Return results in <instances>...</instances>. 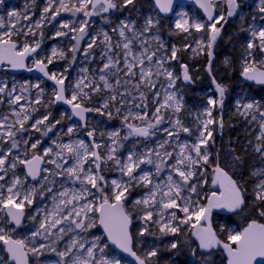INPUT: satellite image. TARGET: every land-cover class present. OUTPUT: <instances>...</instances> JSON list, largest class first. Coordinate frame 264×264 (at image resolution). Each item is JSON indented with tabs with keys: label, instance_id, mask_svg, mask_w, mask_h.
Returning a JSON list of instances; mask_svg holds the SVG:
<instances>
[{
	"label": "rangeland",
	"instance_id": "1",
	"mask_svg": "<svg viewBox=\"0 0 264 264\" xmlns=\"http://www.w3.org/2000/svg\"><path fill=\"white\" fill-rule=\"evenodd\" d=\"M240 4L245 5V8L241 11L237 9V13L240 16V22L247 24V39L244 41L240 52L243 54L240 68V76L242 75L245 59L248 55V51H251L253 58L259 62L264 58V53H262L259 48H254L252 50L247 49V43L253 40L251 37L252 30H259L261 26H264V15L259 11L260 7L264 6L260 3V0H237ZM119 2V0H115ZM215 6L218 9L219 14L224 15V21L228 18V6L225 0H214ZM61 3L67 5L69 10L61 9ZM81 0H3L0 3V17L3 18V27H0V35L5 32H11V42L16 44L17 52L22 51L25 44L30 47L35 46L36 43L40 44V47L33 54L32 58L28 61V68L35 69V60L43 59L47 63V58L51 57V50L56 48L59 52L65 53L64 59L59 58V56L53 58V63L48 65V69L51 72H56L57 75L63 74L65 78L64 84L66 86L67 95L74 90H76V84L83 81L81 85L83 91L88 93L90 96L89 100L85 101V105L92 108H100L101 111H92L91 116L88 120L87 127H83L81 124L74 122V118L71 113L56 108L53 103V93L55 88L49 83L37 79L32 76L27 75H15L11 73L10 67L0 68V86H4L5 90L0 93V158L6 157V162L2 166L6 171L0 172V176L4 179L0 180V196L7 197L9 193L7 188L13 185V181L17 178L20 180L19 184H16L13 188V193L19 192L20 197L26 193L31 192L33 188L36 189V194L33 196V202L29 205L27 202L24 203L23 211L26 214V220L23 225L17 229L11 224V220L6 213V208L0 205V227H3L8 234L14 239H25L26 243L31 246H39L41 242H45L46 245L55 247L57 251H65L69 245L72 244L74 240L80 241L85 245V249L91 247L93 243L97 244V248L94 249V255L96 260L103 258L108 261L119 260L121 264H132L131 261L122 257L116 253L110 246L108 240L106 239L104 233L101 231L99 226V213L98 212H88V217L96 220V226L90 228L87 232L75 228L71 220L63 219L67 214V211L73 207V205H68L67 208L63 207L61 212L55 210V214H60L56 220H62V223L57 224V229L54 234L49 224L54 222L51 220L53 211L49 212V215L44 212L47 207L51 208V204H59L60 198L56 196V200H53V195L59 192L70 190L71 192H80L81 185L79 181L73 183L71 179L68 178L67 174L55 175L58 171L62 170L56 169L55 165L52 163H47L49 160L56 159V153L60 152L61 157L68 158V163L64 165V168L72 166L75 161L69 156L66 150H62V145L64 144H75V142L83 140L86 144L91 146V142L94 139L96 143L101 145L98 149L101 156H104L107 150L112 146V132H119L120 142L123 147L117 152V155L121 160H125L129 153H136L137 155H142L149 151H159L163 154L166 149L168 152L173 154V159L167 161L168 165L175 163V159L179 153L180 146L187 144L189 149L191 146L198 143L199 133L203 129L202 121L208 119L207 112L211 109V118L215 121L214 112L216 106L210 105L208 101L210 99H215V96L219 95L216 87H212L204 94V100L194 101L191 105H186V98L183 95L184 87L189 82L183 79V68L175 65V59L171 58V52L173 48L177 49L173 44H169L161 35V26L163 25V19L157 8L152 4L147 6H138L135 11L130 13L129 6L122 7L110 16H105L103 11L96 13V18L89 22L90 16H85L83 11H76V8L80 6ZM92 3L88 5L87 11L92 12ZM50 7L51 10L45 13L44 9ZM56 9H60L59 15L56 16L55 20L51 17ZM15 12L18 15L13 17L10 13ZM234 14V15H235ZM233 15V16H234ZM152 17L159 20V24L152 28L150 31L142 32L145 26V21L147 18ZM187 19L189 21V32L185 33L181 29L176 28V23ZM87 21V26L85 27L84 34L78 31H73L72 29H78L83 21ZM121 22H134L135 30L137 32H142L140 35L134 36L131 31L126 30V36L128 40L131 41L130 48L132 55L128 56V60L136 64L132 69L135 73L134 76L126 75V64L125 55L126 51L123 48V44L126 42L124 37L119 35L118 29ZM166 22H171L174 29L179 33L184 42V52L189 53L191 59L208 57V49L204 47L201 51L197 47V42L201 39L204 40L205 45L207 44L208 31L207 22L201 14L195 9L190 7H179L175 11V16L171 20H166ZM200 22L205 24V29L203 31L197 32L195 28L191 27L192 24ZM221 21L220 23H222ZM248 22V23H247ZM37 23L40 27H36ZM67 23L68 28H62L61 25ZM219 24H217L218 26ZM114 29H117L114 31ZM57 31L65 32L66 35L57 37L55 33ZM42 33V35H41ZM104 33H107L109 41L105 42ZM83 38L80 40L79 50L75 53L71 51L73 47L76 46V39L74 37ZM217 40L216 42L218 41ZM4 39L9 40L8 36ZM95 40V44L91 49L88 48V44ZM215 42V43H216ZM111 44V48L108 44ZM256 44H259L258 39L255 40ZM189 46V47H186ZM215 45V44H214ZM214 45L211 51L213 52ZM87 50V55L85 51ZM145 50L150 54L155 52L156 55L153 57L152 61H148L146 58L142 57V53ZM179 49H177V55L179 54ZM73 55H75V60L73 61ZM176 55V56H177ZM108 56H112L114 60L118 59L119 63L115 67L109 69H104V64L107 63ZM133 56L144 58L143 67L151 69L152 76L150 77L154 87L150 86L145 80L141 79L140 70L141 65L133 60ZM166 57L163 68L158 69L156 64L157 58ZM259 71H264V65L257 63L256 65ZM166 68L172 72L173 77H178L174 81L173 86H169V78L163 73V69ZM158 71L160 74H158ZM189 75L191 77V71L188 69ZM105 75L108 82L113 85L112 88H106L104 82L100 80V76ZM243 76V75H242ZM119 80V84H117ZM191 82V80H190ZM244 82V81H243ZM39 84V88L35 85ZM90 84V87H84V85ZM243 85L250 86L246 82ZM99 87V91H93L94 88ZM15 91H12V89ZM141 93H143L144 99L141 98ZM154 93L156 95H154ZM240 97L234 103L235 113L238 117L242 119L245 125L244 132L247 133V144L252 147L250 150L257 156L258 163L255 169L264 167V160L261 159L260 154L254 151V147L259 141L257 137L260 136L261 131H264V101L251 96L248 89H240L238 92ZM175 99H179L182 105L179 112L174 110L173 106L175 100H168L167 105L160 109L159 115L163 116L162 122L157 126L156 129L150 130L154 131V135L146 141L140 140L139 138L133 136H128V128L124 122V116H128V123H132L136 126L144 127L147 125L148 121H154V114L156 108L160 107L161 104H165L167 96L173 95ZM115 95L116 100L112 101L111 97ZM19 97V100L15 98ZM39 100V103L36 101ZM108 101L109 108L104 109L103 104ZM247 103H254V108L250 110H245L243 105ZM147 105V108L144 105ZM52 107L58 109L57 113L52 110ZM116 108H120V113L117 114ZM107 111L112 112V118H109L106 114ZM147 112V119L141 120L136 119L137 115H143ZM48 116V120L40 125H36V120L43 119L44 116ZM27 117V119H25ZM59 120L60 123H56ZM176 120H179L181 125L190 129V132L185 133L176 126ZM21 122H23V128H21ZM55 125L48 131V127ZM73 126L74 132L71 135L66 134L67 128ZM39 128V131H37ZM95 128L94 137H89L87 132ZM167 129L176 135L169 137ZM209 130L213 132L212 140L209 142L208 151L210 152L209 161L207 164L196 165L193 167V171L196 172L189 181L187 186L183 185L180 181V177L177 173L172 172L173 179L180 181L182 184L181 197H191L193 201H199V205H207V196L210 195L207 191L208 186L212 184L214 179V163H212L213 154L211 146L215 145V123L209 125ZM14 133V135L9 138L8 132ZM47 132V135H45ZM103 133L104 135H101ZM127 137V139H124ZM15 141L17 147L12 148V143ZM167 141V143H165ZM214 141V143L212 142ZM36 143V148H32L31 145ZM165 143V149H161L159 145ZM51 149V152L47 156L44 155L45 151ZM204 146H201L203 151ZM188 149H186V152ZM42 156L46 160V168L49 170L47 173L43 171L42 176H48V180H40L39 182H34L27 177V172L25 169V164H21L22 160H30L33 155ZM193 157L195 153L192 152ZM153 159L156 157L153 155ZM61 162V161H57ZM16 163V167L11 168V164ZM92 165L91 159L87 162L84 167L87 170ZM141 168L145 171H150L154 175V182L159 181L164 183L167 179V175L171 171L169 167L159 175L155 176V168L153 165H141ZM254 169V170H255ZM253 170V171H254ZM139 172V170H137ZM100 174L104 176V180L107 182L104 185V194H111L110 182L112 180H127L126 176H123L120 171L109 161L106 165L101 166ZM257 180L260 179L254 176ZM55 180V183H51ZM71 182L73 185L68 187V183ZM42 185L45 187L42 188ZM195 185L197 188L196 193H190L189 188ZM52 187V192H47V187ZM92 194H86L85 199L73 202L75 207L79 208L88 203L93 202L96 206L101 203L102 193L98 192L97 189L92 188L90 185L87 186ZM69 188V189H68ZM62 190V191H61ZM142 194L139 196H134L138 192ZM43 192V195L41 193ZM149 193V188L143 185H137L130 189V194L128 199L125 201V208L132 216L133 221V231L132 236L134 240V247L136 252L141 258H145L146 254L151 250L157 251V256L151 257L149 264H173L172 259L161 260V252L164 250H174L170 247L171 243L175 242L174 237L180 232L185 234L190 233L193 236V230L197 226V222L193 217L187 224L180 223V220L185 218V214L180 211L179 207L173 209H162L159 204L154 207H148L143 204L133 206L132 201L137 199H143ZM94 194V195H93ZM209 197V196H208ZM70 198V196L68 197ZM67 199V198H66ZM157 200H160V196H157ZM167 198H165V201ZM18 198H14V203H19ZM111 202V201H110ZM177 204L182 205L183 199H177ZM11 206V205H9ZM146 211H152L153 217L152 221H145L141 219ZM191 211V209H190ZM172 212L176 213L178 219L172 221L173 225H178L180 231L175 235L168 234L163 235L159 231V225L155 223L157 220H161L162 223L168 222L170 219V214ZM161 213L163 218L161 219ZM83 215V213H82ZM75 219V217H73ZM41 223L47 226V231L40 227ZM195 224V227L192 225ZM207 226L206 224L204 225ZM147 227L148 232L144 235L139 233ZM59 228H64V233L58 231ZM14 229V230H13ZM54 229V228H53ZM190 230V231H189ZM39 231L40 235L33 237L32 233ZM241 232L237 227L229 229V234H236ZM81 233H84V237L81 238ZM182 236H185V234ZM224 230L221 229L218 234L222 235ZM219 235V236H220ZM100 249L103 251L101 252ZM44 254L37 257L32 253L28 254L30 264H71V260L76 255H81L87 258L86 251L81 252L79 246L72 249L71 255L66 257L65 260L56 255L54 252L43 250ZM0 258H3L11 264L9 256L6 253V248L2 241H0ZM195 260L192 259L191 262ZM189 264H197L190 263ZM95 264V262H93Z\"/></svg>",
	"mask_w": 264,
	"mask_h": 264
},
{
	"label": "snow or ice",
	"instance_id": "2",
	"mask_svg": "<svg viewBox=\"0 0 264 264\" xmlns=\"http://www.w3.org/2000/svg\"><path fill=\"white\" fill-rule=\"evenodd\" d=\"M3 0H0L2 3ZM196 2L200 5L204 12L207 14V31H208V39L207 44L203 39L197 42V47L200 48L201 51L204 50V47L208 49L207 55L209 56L208 61V71L211 73V57H212V46L215 44L217 37L220 35L221 28L217 27V24H220L221 21H224L223 14H217L215 17L213 15V10L215 8L214 0H196ZM228 6L227 15L229 17L233 16L239 7L237 0H225ZM92 3V0H81L80 6L76 8V11H83L85 16H91L94 13H97V5L99 6V11L109 12V10H119L122 7L132 6L133 9L136 7V0H119V2H115V0H96V5H93V11H87L88 5ZM260 3L264 5V0H260ZM155 6L159 9L161 13H170L173 11V4L174 0H154ZM61 9L69 10L67 5L61 3ZM51 10L50 7L45 8V13ZM259 11L264 13V6L260 7ZM60 9H56L53 12L51 17L52 20L56 19V16L59 15ZM11 16L15 17L18 14L15 12L10 13ZM226 22V21H225ZM159 24L158 19H154L149 17L145 21V26L142 29V32L150 31L152 28H155ZM87 26V21H83L81 26L78 29H72L73 31H78L81 34H84L85 27ZM0 27H3V18L0 17ZM36 27H40V24L37 23ZM62 28H68L69 25L64 23L61 25ZM191 27L195 28L197 32L203 31L205 29V24L196 22L191 25ZM222 27V25H221ZM176 28L181 29L183 32H189L190 26L189 21L187 19H183L182 21H178L176 23ZM117 29H114L116 31ZM126 30L131 31L134 36L142 34V32H137L135 30L134 22H121L118 32L121 37L125 38V43L123 44V48L126 51L125 55V64H126V75L134 76L135 73L132 69L136 66L135 63L130 62L128 60V56L132 55L130 44L131 41L128 40L126 36ZM67 33L57 31L55 35L57 37L66 35ZM251 37L253 40H250L247 43V49L252 50L254 48H259V50L264 53V26H261L259 30H252ZM11 32H5L3 35H0V64H3L7 61L8 65L12 69H21L27 67L25 64V60L30 53L36 52V50L40 47L39 43H36L35 46L30 47L28 44H25L22 51H15L16 44L11 42ZM42 35V33H41ZM8 36L9 40H5L4 37ZM83 38V35L80 37H74L76 39V46L71 49L73 53L79 50L80 40ZM258 39L259 44L255 43V40ZM104 40L105 42L109 41V37L107 33H104ZM95 44V40H92L91 43L88 44V48L91 49ZM3 45H7V47H3ZM108 47L111 48V44H108ZM186 47H189L186 45ZM52 54L51 57L47 58V63L43 59L35 60V67L44 74L49 80L55 82L58 85V88L53 93V103L55 102H63L64 104L71 106L72 114L76 117H79L81 121H86V113L97 111L100 112V108H92L85 105V101L90 99L88 93L83 91L82 84L83 81L76 84V90L69 93L68 95L65 94V86L64 81L65 78L63 74L57 75L56 72H49L48 65L53 63V58L59 56V58L64 59L65 53L62 51L58 53L56 48L51 50ZM87 50L85 51V55H87ZM156 53L153 51L150 54L145 50L142 53V57L146 58L148 61H152L153 57ZM177 49L173 48L171 52V58H176ZM73 61L75 60V55H73ZM134 61L138 62L141 65L140 76L142 80H145L150 86L154 87L150 77L152 76L151 69H145L143 67L144 58L141 57H132ZM167 58H157L156 64L158 69L163 68L165 60ZM227 62V61H226ZM119 63L118 59L114 60L112 56H108L107 63L104 64V69H109L111 67H115ZM257 63L264 65V58H262L259 62H257L253 58V54L251 51H248V55L245 59L242 75L249 81H253L257 84L264 85V71H259L256 67ZM183 68V79L185 81H190L191 77L188 72V66L182 65ZM31 71V68H28ZM158 74L159 71H158ZM169 78V86L174 85L175 79L178 77H173V74L168 69L164 68L163 73ZM100 80L104 82V86L106 88H112L113 85L110 84L105 75L100 76ZM213 82L215 83V79L213 78ZM119 84V80L116 82ZM90 84L84 85V87H90ZM4 86H0V93H3L5 90ZM36 88H39V84L35 85ZM216 88L219 92V100L210 99L208 103L213 106L219 105L221 108L223 107L224 97H225V87L219 83L216 84ZM99 87L93 89V91H99ZM12 91H15L13 88ZM154 95H156L154 93ZM141 98L144 99L143 93H141ZM19 100V97L15 98ZM112 101L116 100V96L113 95L111 97ZM168 100H175L173 106L176 112H179L182 105L179 99H175L174 94L167 96L165 100V104H161L160 107L156 108L154 114V121H148L147 125L144 127L136 126L132 123H128V116H124V122L128 128V136H137V137H150L154 135V130L157 126L162 122L163 116L159 115L160 109L167 105ZM39 103V100L36 101ZM254 103H247L243 105L245 110H250L254 108ZM147 108V105H144ZM104 109L109 108L108 101H105L103 104ZM117 114L120 113V108H116ZM106 114L109 118H112V112L107 111ZM211 109L208 110L207 116L208 119L202 121L203 129L199 133L198 143L189 146L185 143L180 146L179 153L175 159V163L168 165L167 161L173 159V154L168 152L165 149V143H161L159 147L161 149H165L163 154L159 151H149L142 155H137L136 153H129L125 160H121V158L117 155V152L120 148L123 147L122 143L120 142L119 132H112L110 135L112 137V146L107 150L104 156H101L98 149L101 148V145L96 143L93 139L91 142V146L86 144L83 140L75 142V144L69 143L62 145V150H66L67 153L71 158L74 159L75 163L67 168H64V165L68 163V158L61 157V153L57 152L56 159L49 160L47 163H52L55 165L56 169L62 170V172L58 171L56 173H52L53 176L61 175L66 173L68 178L73 181V183L79 181L81 185L80 192H71L70 190H65L59 192L58 194L53 195V200H56V196L58 195L61 198H70L67 199H60L59 204L63 205L67 208L68 205H73L71 209L67 211V214L64 216L63 219L71 220V223L74 224L75 228L81 229L87 232L90 228L96 226V220L93 218L88 217V212H98L99 213V224L103 226L104 230L107 232L108 238L112 241L113 244L117 245L120 249L124 252L130 254L131 256L135 257L138 261V264H149V260L151 257L157 256L156 250L149 251L145 258H141L136 254L133 250V236L130 231V226L132 224V216L125 208V201L128 199V195L130 194V189L137 186L143 185L144 187L149 188V193L146 197L142 200L137 199L132 201L133 206L135 205H145L148 207H154L157 204L160 205L162 209H173L179 207L180 211L185 214V218L180 220V223L187 224L193 217L195 221L199 223L203 218L207 222L206 227H202L197 230L194 235L199 240V247L201 249L211 251L213 248L219 247L222 245L223 249L228 253V264H264V224L257 223L253 221L251 224L248 225L242 232L236 234H229L227 239L229 243H222L216 236V233L213 231L210 222L211 211L213 208H223L227 209L228 211H236L237 209L241 208L244 204V190L242 187L237 183L236 180L229 175L223 168L219 166L217 162L213 171L215 173V177L212 181L214 185H219V187L223 190L219 196H217L216 192H212L210 198L208 199L206 206L199 205V201H193L191 197H181L182 191V184L180 181L183 182L184 186H187L188 181L196 175V172L193 171V167L196 165H203L207 164L210 157V152L208 151L209 142L212 140L213 132L209 130V125L215 123V121L211 118ZM136 119L146 120L147 119V112L145 111L144 114L137 115ZM27 119V117H25ZM48 120V116H44L41 120H36L35 124L40 125L44 123V121ZM56 123H60L59 120ZM176 126L185 133L190 132V129L181 125L179 120H176ZM55 125H51L48 127V131H51V128ZM219 126L223 127V121L219 122ZM84 127H87L85 123ZM21 128H23V122H21ZM39 131V128H37ZM95 128L89 130L87 135L89 137H94L95 135ZM167 132L169 137L176 135L167 129H164ZM74 132V127L70 126L67 128L66 134L71 135ZM9 138H11L14 133L11 131L7 133ZM47 135V132H45ZM101 135H104L101 133ZM127 139V137H124ZM259 143H257L254 147V151L260 154L262 160H264V131H261L260 136L257 137ZM214 143V141H212ZM201 146H204L203 151L201 150ZM17 147V143L13 141L12 148ZM32 148H36V143L31 145ZM186 149L188 151L186 152ZM51 152V149L45 151L44 155L47 156L48 153ZM192 152L195 153V157H193ZM153 155L156 159H153ZM6 157L0 158V172L6 171L2 166L6 162ZM91 159L92 165L94 168L90 166L87 170L85 169L84 165L89 162ZM235 161L238 164H242L243 161L239 156L234 157ZM61 162H57V161ZM109 161L120 171L123 176L127 177V180H112L110 182V191L111 194H104V185L107 183L104 180V176L100 174L101 166L106 165ZM43 161V157L39 155H33L32 159L30 160H22L20 161L21 164H25L28 167V174L33 178L37 179L40 177L42 180H48V176H41V168L40 164ZM153 165L155 168V176H159L166 167H169L171 171L167 175V179L164 183H160L159 181L154 182V175L150 171H145L141 168V165ZM16 163L11 164V168H15ZM139 170V172L137 171ZM44 172H48L47 168L43 169ZM172 172H175L180 177V181H176L173 179ZM254 176L259 177L258 183L255 186L254 194L257 201L264 203V167L255 169L252 173ZM4 177L0 176V180H3ZM20 180L17 178L13 181V185L7 188V192L9 195L7 197L0 196V205H3L4 208H8L7 215L10 217L11 222H14V226H19L21 224V218L24 215L23 207L24 203L27 202L29 205L33 202V196L36 194V189L33 188L31 192L26 193L23 197H20L19 192L13 193V188L16 184H19ZM51 183H55L53 180ZM90 185L92 188L97 189L98 192L102 193L101 203L96 206L93 202H88L82 205L79 210L75 207V201H80L85 199L86 194H92L90 189L87 187ZM45 186L42 185V188ZM47 192H52V187L46 188ZM197 188L195 185H192L189 188L190 193H196ZM43 195V192L41 193ZM94 195V194H93ZM157 196H160V200H157ZM14 198L19 199V203H14ZM165 198L167 200L165 201ZM177 199H183V204L178 205ZM111 201V202H110ZM11 205V208H9ZM191 209V211H190ZM83 213V215H82ZM259 214L264 216V209L259 210ZM75 217V219H73ZM153 212L146 211L141 219L145 221H152ZM163 218V214L161 213V219ZM178 217L176 216L175 212L170 214V219L168 222L162 223L161 220L155 221L156 224L159 225V231L163 235L172 234L175 235L180 231L178 225H173L172 221H176ZM62 223V220H55L52 224V227H55L57 224ZM40 227L47 231V226L44 223H41ZM195 227V224L192 225ZM14 230V229H13ZM58 231L63 233L65 231L64 228H59ZM148 232L147 227H145L139 234L144 235ZM40 235L39 231L32 233L33 237H37ZM0 241L6 246V252L9 254L10 260L13 264H28V254L32 253L34 256H41L44 254L43 250H47L50 252L56 253L61 260H65L66 257L71 255L72 249L79 246V250L81 252L86 251L87 258L82 257L81 255H76L72 258L71 264H121L119 260L116 261H108L107 259L101 257V259L96 260L94 255V249L97 248V244L93 243L91 247L85 249V245L80 243L78 240H74L71 245L67 247L65 251H57L55 247H51L50 245L40 244L37 246H31L26 243L25 239H14L8 232L5 231L3 227H0ZM233 244L236 245L233 248ZM170 247L172 249H176L178 244L176 242L171 243ZM102 252L103 250L100 249ZM258 258H260L258 260ZM0 264H8L6 260L0 258ZM67 264V261H65Z\"/></svg>",
	"mask_w": 264,
	"mask_h": 264
},
{
	"label": "trees",
	"instance_id": "3",
	"mask_svg": "<svg viewBox=\"0 0 264 264\" xmlns=\"http://www.w3.org/2000/svg\"><path fill=\"white\" fill-rule=\"evenodd\" d=\"M240 9L245 8V5L237 2ZM152 7V0H136V7L138 6ZM132 6H129V11L132 13L135 11ZM238 11V12H239ZM237 12V13H238ZM226 18V22L223 21L217 27L221 28L218 41L215 43L212 57H211V73L208 71V61L210 58L203 57L197 59H191L189 53L184 52V42L179 33L174 29L171 22L162 20L163 25L160 27L162 37L168 41L169 44H173L179 49V54L176 56L175 65L182 67L187 65L191 71V82L184 87V96L186 98V105L189 106L194 101H202L205 92L211 90L212 87H216L219 83L226 89L223 107L216 106L214 112L215 118V145L211 146L214 166L217 163V154L221 151V166L237 181V183L244 190V205L240 211L229 217L221 216L214 213L212 217V224L217 233L221 229L224 233L220 235L223 242H229L228 231L233 227H237L241 232L248 227L253 221L264 224V216L259 214V210L264 209V203L256 200L254 189L257 184V180L254 177L253 170L257 166L258 158L252 153L251 145L247 144V133L244 132L245 125L242 119L235 113V102L240 97V89H248L251 96L264 101V87L257 85L247 86L243 85L242 75L240 76L241 61L243 54L240 52L244 41L247 39V24L240 22V16L238 14ZM248 23V22H247ZM222 25V27H221ZM227 61V62H226ZM215 79V83L213 82ZM216 100H219V95L215 96ZM52 110L57 113L58 109L52 107ZM223 121V127L219 126V122ZM239 156L243 161L242 164H238L234 157ZM207 191L211 193V186L209 184ZM142 194L138 192L134 196ZM209 196V195H208ZM207 196V198H208ZM183 232H180L173 239L178 244V247L174 250H164L161 252V260L172 259L173 264H227V259L222 252H214L210 256L198 255L194 262V249L195 242L193 236L188 233L182 236Z\"/></svg>",
	"mask_w": 264,
	"mask_h": 264
},
{
	"label": "water",
	"instance_id": "4",
	"mask_svg": "<svg viewBox=\"0 0 264 264\" xmlns=\"http://www.w3.org/2000/svg\"><path fill=\"white\" fill-rule=\"evenodd\" d=\"M14 1H15V0H14ZM152 2H153V4H154V0H152ZM93 5H96V0H93L92 11H93ZM154 6H155V4H154ZM183 6L190 7V8H195V9H196V10H197V11L203 16V18L206 20V22L208 23V21H207V14L204 12V9H202V8L200 7V5L196 2V0H174L173 11L170 12V13H167V14H165V13H161V12L159 11V9H158L156 6H155V7L157 8V10H158L160 16H161L163 19H165V20H171V19H173L174 16H175V11H176V9L179 8V7H183ZM98 8H99V6L97 5V10H98ZM114 12H116V10H109V12H104V15H105V16H110V15L113 14ZM217 14H219V13H218V9H217V7L215 6V8H214V10H213V15H214V17H215ZM263 15H264V13H263ZM95 17H96V13L92 14V15L89 17V22L92 21V20H94ZM3 47H7V45H3ZM16 50H17V47H16L15 51H16ZM32 56H33V54H31V53L27 56V59L25 60V64H26V65H27L28 61L32 58ZM3 67H10V65H8L7 61H5L3 64H0V68H3ZM10 68H11V67H10ZM48 71L50 72L49 69H48ZM11 73H12V74H15V75H27V76H32V77H35V78H37V79L43 80V81H45V82H48L49 84H51V85L55 88V90L58 88V85H56L54 81L49 80V79H48L46 76H44V74H43L42 72H40L37 68L32 69L31 71L28 70V66L25 67V68H21V69H12V68H11ZM50 73H51V72H50ZM242 80H243L244 82L250 84V85H253V86H254V85H258V86H260V87H264V85L257 84V83H255V82H253V81H249V80H247L244 76H242ZM187 82H189V81H187ZM64 86H65V84H64ZM65 94L67 95L66 86H65ZM55 106L58 107V108H61L62 110H66L67 112H69V113L72 114L71 106H70V105L64 104L63 102H55ZM72 115H73V114H72ZM85 115H86V121H81V120L79 119V117H76V116L73 115L74 122H75V123H80L82 126H84L85 123L87 124L88 119H89V117H90V115H91V112H88V113H86ZM135 137H137V136H135ZM138 138H139L140 140H147L149 137H147V138H145V137H138ZM43 161H45V159H43ZM218 163H219V162H218ZM219 166L221 167L220 163H219ZM40 168H41V176H42L43 169L46 168V162H42V163L40 164ZM25 169H26V172H27V177H28L30 180H32V181H34V182H39V181L41 180L40 177H37V179H33V178L28 174V167H27V165H25ZM229 175H230V174H229ZM230 176H231V175H230ZM214 177H215V175H214ZM232 178H233V177H232ZM233 179H234V178H233ZM234 180H235V179H234ZM211 189H212V192H216L217 196H219L220 193L223 191V190L219 187V185H214V184H212ZM210 196H211V195H210ZM210 196H209V198H210ZM209 198H208V199H209ZM207 202H208V200H207ZM242 206H243V205H242ZM242 206H241V207H242ZM9 208H11V206H9ZM240 209H241V208L237 209L236 211H228L227 209H223V208H213L212 211H211V213L214 212V211H216V212H217L218 214H220L221 216L229 217V216H233V215L237 214V213L239 212ZM8 210H9V209L6 208V213H8ZM23 212H24V211H23ZM8 217H9V216H8ZM9 218H10V217H9ZM25 220H26V214H25V212H24V215H23L22 218H21V224H20L19 226H15V227H16L17 229H19V228L23 225V223L25 222ZM204 223H207V222L202 218L201 221L198 223V225H200V224H204ZM257 223H260V222H257ZM11 224L14 226V222H11ZM261 224H262V223H261ZM99 226H100L101 231L104 233L106 239L108 240V242H109L111 248H112L116 253H118V254L121 255L122 257L126 258L127 260L131 261V263H133V264H138V261L135 259V257L131 256L130 254H128V253H126V252H124V251H123L122 249H120L117 245L113 244L112 241L108 238L107 232L104 230L103 226L100 225V224H99ZM211 227H212V224H211ZM133 228H134V225H133V221H132V224H131V226H130V231H131V233H132V231H133ZM212 229H213V228H212ZM213 231H214V229H213ZM214 232H215V231H214ZM194 240L198 243V247H199V240H198V238L196 237V235H194ZM232 246H233V245H232ZM234 246L236 247L235 244H234ZM4 247L6 248L5 245H4ZM132 247H133V250L135 251L134 240H133V245H132ZM235 247H233V248H235ZM216 248H217L219 251H222V252L224 253V255H225V257L227 258V261H228V259H229V257H228V253H227V251H225V250L223 249L222 245L219 246V247H216ZM199 249H200V252H201L203 255H210V254L212 253V251H213V249H212L211 251H209V250L201 249L200 247H199ZM135 252H136V251H135ZM6 253H7V252H6ZM136 254L138 255L137 252H136ZM7 255L9 256L8 253H7ZM138 256H139V255H138ZM9 259H10V257H9ZM259 259H260V258H258V260H259ZM10 262H11V264H13V262H12L11 260H10ZM28 264H30L29 257H28Z\"/></svg>",
	"mask_w": 264,
	"mask_h": 264
},
{
	"label": "flooded vegetation",
	"instance_id": "5",
	"mask_svg": "<svg viewBox=\"0 0 264 264\" xmlns=\"http://www.w3.org/2000/svg\"><path fill=\"white\" fill-rule=\"evenodd\" d=\"M204 225H205V224H201V225H199V226H196L195 229H194L193 231L195 232V231L199 230L200 228L205 227ZM213 229H214V228H213ZM214 231H215V230H214ZM215 233H216L217 238H218L219 240H221L219 234H218L216 231H215ZM221 241H222V243H226V242H223V240H221ZM227 243H229V242H227ZM217 251H219L217 248H213V252H217ZM198 255H201V252H200V250H199V248H198V244L195 242L194 260L198 257Z\"/></svg>",
	"mask_w": 264,
	"mask_h": 264
},
{
	"label": "bare ground",
	"instance_id": "6",
	"mask_svg": "<svg viewBox=\"0 0 264 264\" xmlns=\"http://www.w3.org/2000/svg\"><path fill=\"white\" fill-rule=\"evenodd\" d=\"M200 14V13H199ZM189 83H190V81H189ZM248 84V83H247ZM250 85V84H249ZM251 86H253V85H251ZM258 86V85H257ZM260 87V86H259ZM3 125V124H2ZM1 125V122H0V127L2 126ZM220 156H221V151L219 150V152H218V154H217V162H219L220 163V165H221V159H220ZM221 168H222V166H221ZM227 172V171H226ZM89 213H87V215H88ZM52 224H53V222L52 223H50L49 224V227L52 229V233L54 234V232H55V230L57 229V227L55 226V227H52ZM46 226H48V225H46ZM54 228V229H53ZM190 231V230H189ZM64 233V232H63ZM41 244H46L45 242H41ZM233 247H235L234 246V244H233ZM161 255V254H160Z\"/></svg>",
	"mask_w": 264,
	"mask_h": 264
}]
</instances>
